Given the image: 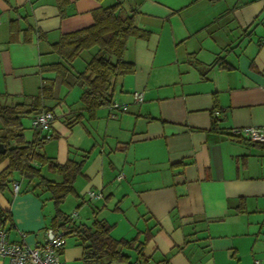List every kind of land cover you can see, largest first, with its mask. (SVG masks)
<instances>
[{
  "label": "crops",
  "instance_id": "obj_1",
  "mask_svg": "<svg viewBox=\"0 0 264 264\" xmlns=\"http://www.w3.org/2000/svg\"><path fill=\"white\" fill-rule=\"evenodd\" d=\"M114 2L69 0L60 16L56 0H0V101L34 97L55 77L40 67L57 60L51 43ZM123 4L147 32L128 39L124 58L135 71L115 81L113 101L126 108L103 106L90 116L77 84L58 83V99H44L54 120L41 133L49 139L40 152L57 163L88 154L74 181L75 223L116 215L111 231L120 217L139 224L132 237L146 238L142 255L125 249L133 255L124 264H264V144L228 135L232 127L264 124V0ZM34 132L24 129L25 139ZM17 181L18 193L11 185L0 193V208L11 217L8 238L32 246L44 240L54 214H44L46 193ZM69 236L60 259L83 264L80 241Z\"/></svg>",
  "mask_w": 264,
  "mask_h": 264
},
{
  "label": "trees",
  "instance_id": "obj_2",
  "mask_svg": "<svg viewBox=\"0 0 264 264\" xmlns=\"http://www.w3.org/2000/svg\"><path fill=\"white\" fill-rule=\"evenodd\" d=\"M123 1L115 0L109 6L95 9L91 24L63 33L51 43V51L56 54L57 60L40 67L54 71L55 77L43 83L34 97L15 103L0 101V143L4 148V152H0V164L6 161L0 170V193L15 180V173L30 185L28 190L38 195L46 193L47 199L54 205L50 226L62 229L65 237L72 233L78 237L83 264L127 262L129 255L123 250L133 249L142 255L141 244L145 243L146 238L142 241L136 236L115 238L111 235L112 224L105 219L95 218L90 225L76 224L69 214L64 213L60 205L68 195H75L74 181L81 173L88 154H82L78 160L68 158L64 163L55 162L40 152L42 144L49 138L35 130L33 137L26 140L21 118L51 110L50 106L44 104V99H58V83L67 87L77 84L82 88L79 102L90 116L98 108L114 102L116 79L135 71V64L124 58L128 39L147 36V32L135 24V10L125 6ZM68 4L69 0H56L60 16L65 15ZM89 50L90 55L83 69L75 70V58ZM42 166L56 172L61 178L55 180L47 177L41 171ZM10 221V214L0 208V226L10 227Z\"/></svg>",
  "mask_w": 264,
  "mask_h": 264
},
{
  "label": "built area",
  "instance_id": "obj_3",
  "mask_svg": "<svg viewBox=\"0 0 264 264\" xmlns=\"http://www.w3.org/2000/svg\"><path fill=\"white\" fill-rule=\"evenodd\" d=\"M135 102L143 101L141 91L133 92ZM111 109L124 110L125 105L112 102ZM54 120V113L51 110H42L35 114L31 119V126L40 134L47 133ZM228 135L234 139H242L252 143L264 144V124L259 126L232 127L228 130ZM46 136V135H45ZM47 137V136H46ZM11 190L14 194L20 190V183L17 180L11 182ZM89 198H98L100 195L87 190ZM77 215L76 211L69 214L71 219ZM66 243V237L62 229H54L48 226L44 229V240L30 246L23 242H17L8 238L7 230L0 226V257L6 258L7 264H64L60 259V250ZM130 264H145L141 260L132 261ZM252 264H260L255 259Z\"/></svg>",
  "mask_w": 264,
  "mask_h": 264
},
{
  "label": "rangeland",
  "instance_id": "obj_4",
  "mask_svg": "<svg viewBox=\"0 0 264 264\" xmlns=\"http://www.w3.org/2000/svg\"><path fill=\"white\" fill-rule=\"evenodd\" d=\"M102 1V0H101ZM127 1H131V0H127ZM133 1V0H132ZM104 2H106V0H104ZM90 55V50L89 51H85L83 52L80 56H78L77 58H75V61L73 63L74 69L75 70H81L83 69L84 63L85 61L88 59ZM67 90V89H66ZM65 93H63L64 95ZM67 95V94H66ZM22 123L24 124L25 127V132L27 134H29L28 132H32L33 127L30 126L31 125V116L25 115L21 118ZM32 128V129H31ZM42 172L45 174L46 172L44 171V169L42 170ZM46 175V174H45ZM15 177V179L17 180H21V176L19 174H14L13 175ZM47 177L48 174L46 175ZM53 179V178H52ZM46 197V195H43V199ZM42 199V198H41ZM76 198L72 197V195H68L65 200L62 202V204L60 205V209H62V211L70 214L73 211H77L76 208V202H75ZM52 208V209H51ZM43 210H44V214H46V217H48V219H50L52 217V215L54 214V205L51 201L45 200L44 201V205H43ZM53 211V212H52ZM52 212V213H51ZM83 215V214H82ZM114 218H116V215H110L108 218V223H112L114 222ZM118 220V218H117ZM88 223H90V220H87ZM135 222H128L126 220H124L122 217H120V219L118 220L117 226L115 228V230L111 231V235L115 236V235H124L125 237L131 238L134 233L136 228H140L139 224H136V226L134 225ZM72 237H66V242L68 241V243L71 241ZM130 253V257H132L133 253ZM125 262H114L112 264H124Z\"/></svg>",
  "mask_w": 264,
  "mask_h": 264
},
{
  "label": "water",
  "instance_id": "obj_5",
  "mask_svg": "<svg viewBox=\"0 0 264 264\" xmlns=\"http://www.w3.org/2000/svg\"><path fill=\"white\" fill-rule=\"evenodd\" d=\"M0 152H4V148L1 143H0Z\"/></svg>",
  "mask_w": 264,
  "mask_h": 264
}]
</instances>
